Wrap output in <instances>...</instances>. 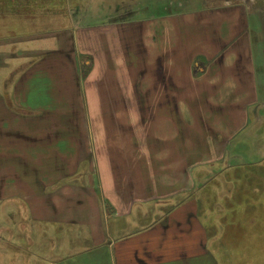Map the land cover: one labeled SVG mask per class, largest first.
<instances>
[{
    "label": "crops",
    "instance_id": "crops-1",
    "mask_svg": "<svg viewBox=\"0 0 264 264\" xmlns=\"http://www.w3.org/2000/svg\"><path fill=\"white\" fill-rule=\"evenodd\" d=\"M198 14L200 13L194 15ZM22 18L25 17L17 14L10 19L19 21ZM72 18L69 19L70 24L74 22ZM44 20L48 22L41 29L52 30L55 36L71 34L73 37L64 38L63 41L53 35L43 40L33 39L32 49H27L22 42H18L16 45L22 50V54L20 57L17 54L16 60L13 58L17 68L11 66V63L3 68L4 63H1L0 83L7 75L14 76L17 83L22 82V89L17 91L13 87L12 91H7L5 83L4 87H0V103L6 101L7 94L11 91L19 108L37 113L35 109L25 107L28 104L27 95H50L49 107L47 106L49 109L42 107L39 111L56 112L61 103L57 95H84V107L90 122L81 127L69 123L41 125V121L40 124L35 123L40 119L35 115L29 120H33L32 126L37 131L33 129L31 132L22 131L18 125L1 123L0 133L5 132L0 134L2 200L24 197L25 194L34 196L35 192L39 203L41 190L45 188L41 187V180L48 179L46 187L53 189L62 179H81L87 183L95 179L97 188L110 201L112 209L104 217L97 213L96 231L84 215L88 208L83 207L81 199L76 201L80 210L79 217L72 215V212L71 215H61L62 210L58 209V213L51 211V216L45 220L59 225L88 227L97 249L100 248V233L97 232L102 231L101 239L104 242V236L111 235L109 230L107 233L105 231L111 219L114 222L126 221L129 225L133 224L135 229L131 233L127 232L128 238H120L118 244L113 243L117 250V264H121V261H128L130 264H189V261L200 258L210 261L206 241L201 239L196 219L192 221L194 225L188 240L176 229L179 220H172L173 217L169 215L175 205L164 206L167 211L164 219L139 232H136L138 222L132 223L131 219L135 212L139 213V219L147 218V213L152 210L147 206L151 201L195 190L202 179L211 177L208 175V170H211L209 167L223 161V155L219 154L220 158L218 156V148H225L226 140L242 131V113L239 107L233 108L235 113L229 107L230 110L222 108L217 114L207 105L195 107V95H202L196 87L208 83L207 76L203 74L207 71V66L200 64V59L201 56L211 61L216 58L213 68L216 76L232 78L234 64H238L243 56L232 49L215 52V45L211 48L197 40L187 67L190 68L188 82L193 90L186 94L183 80L186 56L182 37L186 30L185 20L192 21L190 14L148 15L111 26L71 25L70 29L61 31H56L54 27L57 17ZM222 25L226 26L221 32L224 41L232 34H237L233 31V20H225ZM194 27L205 31L203 25L197 24ZM227 29L228 32H224ZM10 47L0 48L4 50ZM212 51L215 53L212 54ZM221 63H224V68L219 66ZM9 66L13 71L8 70ZM194 72L201 75L196 76ZM72 76L75 86L69 87V78ZM229 78L216 79L214 84H221L224 91L222 94L205 92L203 95L206 104L209 100L207 95H231L232 80ZM103 95H120L116 99L123 98L130 102V106L117 107L116 104V107L107 110ZM134 95L146 96L142 98L148 99L144 109L134 108ZM179 95H187V101L183 97L179 98ZM241 100L238 99V102ZM222 104L226 105L225 100ZM8 111L9 109L0 107V120L4 119L3 116L8 117ZM109 116L112 117V123H108ZM18 121L19 117L16 122ZM41 127L49 129V136H41ZM76 130L80 132L78 140L68 136L69 131L73 133ZM126 130L133 132L128 138H124ZM233 144L232 141L228 143L229 150ZM197 170H203L199 180L195 177ZM213 172L212 169V174ZM190 184L192 187H188ZM83 186L84 184L77 189L86 194L87 188ZM71 194L73 193L65 191L62 195ZM57 195L61 194L57 192L53 202L59 208ZM71 198L77 196L73 195ZM103 206L97 208L99 213L103 211ZM199 209H193L196 210V217ZM180 210L191 211L185 204L177 207L174 212ZM31 214L35 220L42 221L34 205ZM117 235L121 233H116ZM100 246L103 247L102 244ZM111 247L110 245L109 248L113 249Z\"/></svg>",
    "mask_w": 264,
    "mask_h": 264
},
{
    "label": "rangeland",
    "instance_id": "rangeland-1",
    "mask_svg": "<svg viewBox=\"0 0 264 264\" xmlns=\"http://www.w3.org/2000/svg\"><path fill=\"white\" fill-rule=\"evenodd\" d=\"M13 1L16 0H0V47L11 46L4 50L0 48V65L4 63L3 68L8 66V63L14 67L17 54L18 56L22 54V50L16 45L18 42H22L24 47H28L27 49H32L31 44L33 43L31 42H34L33 39L43 40L53 35L59 41H63L64 38L73 37L71 34H57L55 36L52 30L41 29L48 22L44 20L48 17H57L54 27L56 31H61L70 29L71 25L73 27L107 26L106 24L111 26L148 15L149 17H156L176 13L190 14L192 21L185 20L184 28L186 30L182 37L184 55L186 56L183 76L186 94L193 90L192 85L188 82L190 80V68L187 67L197 40L211 48L215 45L213 48L215 52L219 50L218 53H220L225 49H232L243 56L242 59L238 60V64H234L232 78L225 75L216 76L213 71L216 58L211 61L201 56L200 64L207 66V71L203 74L207 76L208 83H202L200 87H196V90H200L202 95H195V107L202 108L207 105L214 114L219 113L222 108L228 110L229 107L232 109L239 107L242 113L243 129L234 134L230 140H226L227 145L230 141L234 143L231 150L227 145L225 148H218L219 158L220 155H223L224 159L221 163L209 167L211 170H208V175L211 177L202 179L196 187L198 190L190 189V192L184 195L161 197L151 201L147 206L151 207L152 210L147 213V218L139 219V213L135 212L131 221L132 223L138 222L136 232H139L164 219L167 212L164 210V206L175 205L176 207L169 212V215L173 217L172 220H179V226L176 229L188 240L190 238L188 235L192 232L194 225L192 221L196 219L199 222L197 225L201 231V239L204 238L206 241L210 261H204L203 258H200L189 261V264H264V233L260 232L261 229L263 231V225L260 226V229L252 222H248L245 217L237 218L232 215L237 213H230L228 209L222 211L224 201L229 197L241 201L244 185L250 188L259 186L260 179L264 176V0H30L29 5H27L29 0H17L19 4L12 6ZM11 7L15 8V11H12ZM13 12H19L20 16L25 18L19 21L10 19L12 16L9 13ZM205 12H207V16L204 15ZM195 13L200 14L194 15ZM71 17H73L72 21L74 20L73 24H70L69 19ZM225 20H233L235 23L233 31L237 32L236 35L232 34L227 41H224L221 36L222 29L226 28L225 25H222ZM197 24L205 26V31H199L197 27H194ZM32 26L35 28L33 29ZM217 30L218 32H216ZM224 32H228V29ZM215 52L212 51V54ZM13 55L14 57H12ZM223 64L221 63L219 66L224 68ZM195 68L196 66L194 70ZM10 69L13 71V68L9 66L8 70ZM194 70L192 69V73ZM6 77L0 83V87H4L6 83L5 89L7 91H12L13 87L17 91H21L22 82L17 83L14 76L9 77L7 75ZM219 77L232 80L231 95H207L209 100L206 104L205 95H203L205 92L222 94L224 91L221 84H214ZM73 79L74 76L69 78L71 81L69 87L75 86ZM11 91L8 92L6 101L0 103L2 104L0 107L9 109L6 113L8 117L3 116L4 119L0 120V124L18 125V127L21 126L22 131L31 132L33 129L37 131V128L32 126L33 120H29L35 115L40 117L35 123L40 124L41 121V125L69 123L81 127V125L86 126L90 122L86 107H84V95H74V93L57 95L61 99V103L56 112L39 111L43 109L42 107L49 109L47 106L49 107L50 95H27L28 104L25 107L38 111L32 113V111L19 108L16 105L18 101L13 99ZM103 96L106 102L104 106L107 110L113 106L116 107V104L117 107L130 106V102L123 98L116 99L120 95ZM248 96L249 99H247ZM143 97L146 96L134 95V108L139 110L146 107L148 99H142ZM182 97L184 101H187V95H179V98ZM238 99H242L244 102L242 100L238 102ZM224 100L226 105L222 104ZM18 110L22 111L18 112ZM235 111L233 109L234 113ZM234 118H236L235 115ZM43 121L47 124H44ZM108 123H112L111 116L108 117ZM48 130L41 127V136H49ZM130 133L133 134V132L126 130L124 138H128ZM0 134H5V132L2 131ZM84 134L86 135V132ZM62 135L64 136L65 133ZM68 136L78 140L80 139V132L78 130L73 133L69 131ZM212 169L214 174H212ZM202 171L197 170L195 172L196 179H200ZM243 172L244 174H242ZM237 179L242 180L243 186H240L238 190H236ZM1 182L0 179V186ZM82 184H84L83 187L87 188L86 194L77 189ZM47 185L48 179L41 180V187L45 188L43 191L41 190L39 203L37 202L38 195H35V192L34 196L25 194L24 197L5 200H2L3 197L0 195V264H55V262L56 264H60V262L63 264H117L115 254L117 250L113 243L118 244L117 242L121 241L120 238H128L127 232L131 233L135 229L133 224L129 225L126 221L114 222L111 219L108 222V228H105L106 233L109 230L111 235L104 236V242L101 239L102 231L97 232L100 233V238L98 237L100 243L98 247L100 248L97 249V246H94L92 242L91 229L88 227L59 225L45 220L51 216V211L54 213L58 209L62 210L61 215H71L70 212H72V215L79 217L80 210L76 201L81 199V202H84V205L82 203L83 207L88 208L84 215L88 217L96 231L97 213L100 217H104L110 214L108 213L109 210L112 211L110 201L97 188L96 180H90L87 183L86 180L82 181L81 179H62L53 189H48ZM188 187H192V184ZM65 191L73 194L62 195L65 194ZM192 191L193 194H191ZM57 192L61 194L57 195L59 208L53 202ZM73 195L77 198H71ZM252 198L251 196L246 197L245 203H249L250 207L258 205L255 200H251ZM257 198L264 204V197L259 196ZM182 204H185L191 211L174 212ZM33 205L35 211L40 214L42 221L35 220L31 214ZM99 206L100 208L103 206V211L100 213L97 210ZM196 207L197 209L200 208L197 211V217L196 210L193 211ZM243 208L245 207L243 206ZM256 210V208H249L251 212H256ZM251 212L246 214H253ZM261 214L264 218V211L259 213V216ZM224 224H228L230 227H224ZM197 231L196 229L195 232ZM248 231H250L251 239L248 240L247 244L245 240H247ZM116 233H121V235L116 236ZM101 244L103 247L100 246ZM110 245L113 249L109 248ZM121 264H130V262L121 261Z\"/></svg>",
    "mask_w": 264,
    "mask_h": 264
},
{
    "label": "trees",
    "instance_id": "trees-1",
    "mask_svg": "<svg viewBox=\"0 0 264 264\" xmlns=\"http://www.w3.org/2000/svg\"><path fill=\"white\" fill-rule=\"evenodd\" d=\"M33 1H36V0H33ZM7 2L9 3V1H7ZM15 4L16 5L19 4V3H17V0L13 1L12 6L15 5ZM29 4H30V0L27 3V5H29ZM11 10L15 11V8L11 7ZM9 14L11 16L13 14L20 15L19 12H16V13L13 12V13H9ZM242 174H244V172ZM241 182H242V180L240 181V179L236 180V190H238L240 188V186H242ZM263 187H264V176L262 177V179H260L259 186H254V187L250 188V187L244 185V189H243L244 191H243V194H242L241 201L236 200L233 197H229L226 201H224V207H223L222 211H224L225 209H228L230 211V213H237V214H232V215L237 217V218L243 216V217H245L247 219L248 222H252L256 227H258L260 229H261L260 226L263 225V231L261 229L260 232L264 233V218H262L263 214H261L259 216V213H262V211H264V204L261 203L260 200H258V198H257L259 196L260 197H264V188ZM236 193H237V191H236ZM247 196L253 197L251 200H255L258 205L250 207L249 203H245ZM243 206L245 208H243ZM249 208H256L257 210H256V212H251V211H249ZM248 212H251L253 214L247 215L246 213H248ZM224 227H230V226L228 224H224ZM250 239H251L250 231H248L247 240H245L247 244H248V240H250ZM258 241H259V238H258ZM262 246H263V238H262Z\"/></svg>",
    "mask_w": 264,
    "mask_h": 264
},
{
    "label": "bare ground",
    "instance_id": "bare-ground-1",
    "mask_svg": "<svg viewBox=\"0 0 264 264\" xmlns=\"http://www.w3.org/2000/svg\"><path fill=\"white\" fill-rule=\"evenodd\" d=\"M198 202V201H197Z\"/></svg>",
    "mask_w": 264,
    "mask_h": 264
}]
</instances>
